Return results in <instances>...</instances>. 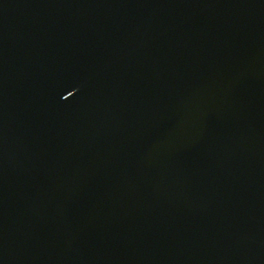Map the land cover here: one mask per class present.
Segmentation results:
<instances>
[{"label": "water", "instance_id": "95a60500", "mask_svg": "<svg viewBox=\"0 0 264 264\" xmlns=\"http://www.w3.org/2000/svg\"><path fill=\"white\" fill-rule=\"evenodd\" d=\"M0 264H264V0H0Z\"/></svg>", "mask_w": 264, "mask_h": 264}]
</instances>
